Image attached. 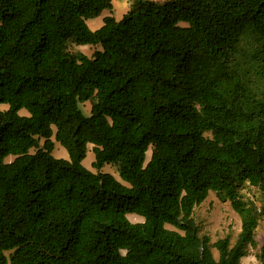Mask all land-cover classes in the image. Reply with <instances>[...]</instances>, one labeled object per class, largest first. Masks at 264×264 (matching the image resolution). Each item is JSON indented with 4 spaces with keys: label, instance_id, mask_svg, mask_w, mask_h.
Listing matches in <instances>:
<instances>
[{
    "label": "trees",
    "instance_id": "16d2710c",
    "mask_svg": "<svg viewBox=\"0 0 264 264\" xmlns=\"http://www.w3.org/2000/svg\"><path fill=\"white\" fill-rule=\"evenodd\" d=\"M112 8L0 0V264H240L260 218L241 185L264 193V90L237 67L246 40L264 61V0H133L90 28ZM211 190L241 217L232 246L199 233Z\"/></svg>",
    "mask_w": 264,
    "mask_h": 264
},
{
    "label": "rangeland",
    "instance_id": "374dc122",
    "mask_svg": "<svg viewBox=\"0 0 264 264\" xmlns=\"http://www.w3.org/2000/svg\"><path fill=\"white\" fill-rule=\"evenodd\" d=\"M162 1V0H159ZM133 0H112L113 8L105 9L100 15L90 18L87 22L90 28L96 29L103 23V17L106 15H114L117 19H120L124 13H126L132 5ZM100 45L72 44L71 49L73 51L80 50L88 55H91L94 50L100 49ZM242 55L239 57L238 69L243 73L244 78L247 80V86L255 91L264 90V61L260 56L255 54V51L250 48L249 43L244 41L242 45ZM258 54V53H257ZM80 106L86 115L90 114L91 102L89 100L80 103ZM8 104L0 103V109H6ZM25 113L29 114L28 110L22 108ZM23 114V113H21ZM210 135V134H209ZM52 139L55 141V147L53 154L56 157L69 158L67 149L56 141L54 136ZM43 143V139L41 140ZM93 144L88 145L87 155L83 160V164L96 172L97 169L92 166V162L95 159L94 152L92 150ZM35 149H31L33 152ZM152 147H149L147 151V161L150 159ZM14 156L10 155L6 158V161H11ZM102 171L112 173L116 178L125 183L119 175L117 165L114 163H107L103 166ZM239 193L241 197L248 203L255 205L260 213L258 225L255 229V244L247 246V254L240 259V264H261L259 259V253L261 244L264 239V193L254 185L248 182H244L241 185ZM193 217L199 227V233L201 236H208L210 242H214L218 238L229 235L231 246L235 244L238 235L241 231V217L233 209L229 200H221L216 191L211 190L206 199L200 204L196 205L193 211ZM128 218L132 222L142 221L144 218L137 213L128 214ZM167 227L173 228L167 224ZM213 253L218 257L216 248H212Z\"/></svg>",
    "mask_w": 264,
    "mask_h": 264
},
{
    "label": "crops",
    "instance_id": "0c3cea01",
    "mask_svg": "<svg viewBox=\"0 0 264 264\" xmlns=\"http://www.w3.org/2000/svg\"><path fill=\"white\" fill-rule=\"evenodd\" d=\"M102 25V24H101ZM20 113H23V115H28L27 113H25L24 112V110L23 109H20V111H19ZM69 157V156H68ZM63 158H67V157H65V155H63Z\"/></svg>",
    "mask_w": 264,
    "mask_h": 264
},
{
    "label": "bare ground",
    "instance_id": "6f19581e",
    "mask_svg": "<svg viewBox=\"0 0 264 264\" xmlns=\"http://www.w3.org/2000/svg\"><path fill=\"white\" fill-rule=\"evenodd\" d=\"M149 150V149H148Z\"/></svg>",
    "mask_w": 264,
    "mask_h": 264
}]
</instances>
